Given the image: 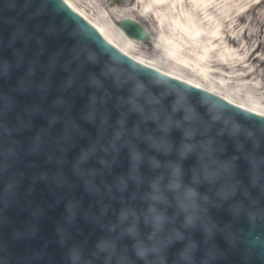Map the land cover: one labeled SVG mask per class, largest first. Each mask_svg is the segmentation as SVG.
I'll return each instance as SVG.
<instances>
[{
  "label": "water",
  "instance_id": "1",
  "mask_svg": "<svg viewBox=\"0 0 264 264\" xmlns=\"http://www.w3.org/2000/svg\"><path fill=\"white\" fill-rule=\"evenodd\" d=\"M0 175V264H264V120L131 62L60 0H0Z\"/></svg>",
  "mask_w": 264,
  "mask_h": 264
},
{
  "label": "rangeland",
  "instance_id": "2",
  "mask_svg": "<svg viewBox=\"0 0 264 264\" xmlns=\"http://www.w3.org/2000/svg\"><path fill=\"white\" fill-rule=\"evenodd\" d=\"M68 1L77 11L99 26L109 27L112 41L117 46L122 42L119 28L122 20L130 19L141 25L149 33L151 41L136 43L133 47L136 51L133 57L147 65L209 90L231 102L264 112V5L255 14L246 16L238 23L242 32L239 42L233 46L237 54L243 57L239 62L242 65L239 68H229L225 72L220 70L218 74H211L209 72L213 70L206 64L205 54L200 50L195 53L188 52L183 41L176 46V52L165 51L162 46L159 49L161 44L159 41L154 42V39L160 33L170 34L168 24L165 22L161 29L154 17L142 13L135 3L128 6L129 0H119V3L113 6L111 0ZM113 13L122 17H116ZM211 58L218 59V56L210 55L209 59ZM261 65L263 66L260 67ZM247 73L252 74L242 78V74Z\"/></svg>",
  "mask_w": 264,
  "mask_h": 264
},
{
  "label": "bare ground",
  "instance_id": "3",
  "mask_svg": "<svg viewBox=\"0 0 264 264\" xmlns=\"http://www.w3.org/2000/svg\"><path fill=\"white\" fill-rule=\"evenodd\" d=\"M64 1L76 14H79V16L93 26L107 40V43L123 52L126 56H129L132 60L147 65L133 57V54L136 52L133 49L136 42L130 40L120 32L122 42L119 43L120 46L115 45L114 41H112V33L109 31V27L99 26L96 22H93L77 11L68 0ZM102 3L103 1H101ZM133 3L136 4L137 8L141 9L142 13L154 17L156 24L161 29H163L165 22L168 24L170 34L160 33L154 39V42H160L159 49L162 46L165 51H175L178 43L183 41L188 52L195 53L197 50L202 51L205 54L206 64L213 70V72L209 73L218 74L220 70L225 72L229 68H239L242 65L239 62L243 57L237 54L233 46V44L239 42L242 32L238 23L246 16L255 14L264 5V0H129L128 6ZM113 14L116 17H122L115 13ZM137 44L140 43L137 42ZM173 55L176 56L175 53ZM210 55H217L218 59H209ZM151 68L185 84L201 88L154 67ZM251 74H242L243 77L241 74L239 75L242 78H247ZM245 84L248 85L249 83ZM219 97L235 106L264 117L263 111L250 109L249 107L231 102L222 96Z\"/></svg>",
  "mask_w": 264,
  "mask_h": 264
},
{
  "label": "snow or ice",
  "instance_id": "4",
  "mask_svg": "<svg viewBox=\"0 0 264 264\" xmlns=\"http://www.w3.org/2000/svg\"><path fill=\"white\" fill-rule=\"evenodd\" d=\"M159 223V222H158Z\"/></svg>",
  "mask_w": 264,
  "mask_h": 264
}]
</instances>
